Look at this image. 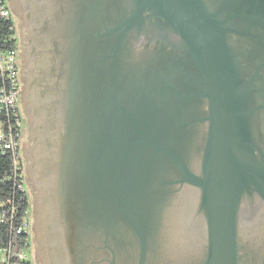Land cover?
Instances as JSON below:
<instances>
[{
	"label": "water",
	"instance_id": "water-1",
	"mask_svg": "<svg viewBox=\"0 0 264 264\" xmlns=\"http://www.w3.org/2000/svg\"><path fill=\"white\" fill-rule=\"evenodd\" d=\"M8 1L35 263L264 264V0Z\"/></svg>",
	"mask_w": 264,
	"mask_h": 264
},
{
	"label": "trees",
	"instance_id": "trees-1",
	"mask_svg": "<svg viewBox=\"0 0 264 264\" xmlns=\"http://www.w3.org/2000/svg\"><path fill=\"white\" fill-rule=\"evenodd\" d=\"M2 5L7 14H0V54L8 50L17 52L14 20L10 15L6 0H0V7ZM11 84L0 75V87L9 88L12 86ZM17 122H19V126L16 125ZM20 122L17 102L14 107H7L0 102V129L5 135L9 131L12 132L11 136L18 143L21 136ZM5 137L8 140L9 136ZM16 155L17 157L22 155L20 149ZM13 158L14 155L4 147V141L0 142V215L1 211H4L3 218L0 220V260L8 259L7 264H29L26 255L30 245L29 234L16 231V228L24 222L29 225V194L26 188L19 190L15 187L20 180L19 175L24 177V164L19 159L18 168L14 169ZM19 168L20 170H18Z\"/></svg>",
	"mask_w": 264,
	"mask_h": 264
},
{
	"label": "built area",
	"instance_id": "built-area-1",
	"mask_svg": "<svg viewBox=\"0 0 264 264\" xmlns=\"http://www.w3.org/2000/svg\"><path fill=\"white\" fill-rule=\"evenodd\" d=\"M0 14L2 15H6L7 11L4 9V6L2 5L0 7ZM18 60H17V52H15L14 50H8L5 52H2L0 54V75L3 78H6L7 81L11 82L12 86H10L9 88H5V86L0 87V102L2 104H4L5 106H12L14 107L17 99H18V95H19V80H18ZM17 126H19V122L16 123ZM12 132H8V134H6L7 136H9L8 140L6 139V135L4 133H2V130L0 129V142L4 141V147L7 148V150H9L13 155V166L14 169L18 168L19 162L21 159V161L23 162V158L22 155H20V157H17V152L20 149V143L16 142V140L11 136ZM6 141V142H5ZM21 150V149H20ZM24 164V162H23ZM20 170V168L18 169ZM16 173V171H14ZM20 176V180L16 183L15 187L19 190H25L26 185L24 182V177L23 175H19ZM4 215V211H1V215H0V220H2ZM28 223L24 222L21 226L17 227L16 231L17 233L20 232H25L27 233L28 231ZM8 259L2 258L0 260V264H7Z\"/></svg>",
	"mask_w": 264,
	"mask_h": 264
},
{
	"label": "flooded vegetation",
	"instance_id": "flooded-vegetation-1",
	"mask_svg": "<svg viewBox=\"0 0 264 264\" xmlns=\"http://www.w3.org/2000/svg\"><path fill=\"white\" fill-rule=\"evenodd\" d=\"M7 6L9 8L10 11V15L14 20V24H15V43H16V49H17V60H18V80H19V95H18V99H17V107L19 110V115L21 117V122H20V127H21V136H20V149H21V154H22V147L23 145L26 143L27 141V123H26V118H25V114L23 111V106L21 104V92H22V87H23V82H22V59H21V54H22V47H23V42L21 40L20 37V30L18 28V24H19V20L17 18V16L12 12V10L10 9V5H9V1L6 0ZM24 162V160H23ZM25 166V163H24ZM26 185V184H25ZM26 189L28 191L29 194V204H30V214H29V226H28V234H29V240H30V245L27 248V252L26 255L28 256V260H29V264H36L35 260H34V245H33V241H32V233H31V224H32V196L29 192V189L26 185ZM29 252H32V257L29 256Z\"/></svg>",
	"mask_w": 264,
	"mask_h": 264
},
{
	"label": "rangeland",
	"instance_id": "rangeland-1",
	"mask_svg": "<svg viewBox=\"0 0 264 264\" xmlns=\"http://www.w3.org/2000/svg\"><path fill=\"white\" fill-rule=\"evenodd\" d=\"M28 254H29L30 257H32V252H29Z\"/></svg>",
	"mask_w": 264,
	"mask_h": 264
}]
</instances>
